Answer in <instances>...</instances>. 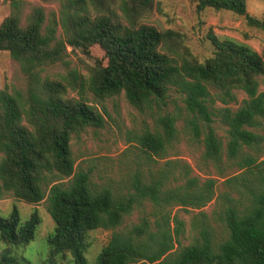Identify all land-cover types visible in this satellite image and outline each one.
Segmentation results:
<instances>
[{"label": "trees", "instance_id": "obj_1", "mask_svg": "<svg viewBox=\"0 0 264 264\" xmlns=\"http://www.w3.org/2000/svg\"><path fill=\"white\" fill-rule=\"evenodd\" d=\"M10 1L12 10L0 22V51L18 63L28 85L25 94L0 89V198L45 201L55 223L45 264L66 255L86 264L88 234L98 228L111 234L95 264H264V54L209 34L212 53L199 61L182 33L142 22L155 0H42L58 1V16L46 18L43 7L34 6L25 23L22 2ZM195 1L198 11L228 10L264 31V15L249 14L247 0ZM94 45L105 63L85 74L71 68L57 79H39L38 69L63 62L68 47L89 54ZM172 90L181 94L185 113L152 115V125L128 139L142 162L125 192L95 182L92 168L76 163L72 135L104 125L86 92L99 102L122 94L147 112L162 109ZM238 92L244 97L233 109ZM180 119L201 145L202 163L214 169L202 181L190 164L168 156ZM217 120L225 137L216 134ZM145 202L152 219L125 223ZM173 206L197 211L185 245L179 242L184 222L171 217ZM40 223L37 210L22 220L15 204L0 214V264H21L14 249L34 240Z\"/></svg>", "mask_w": 264, "mask_h": 264}, {"label": "rangeland", "instance_id": "obj_2", "mask_svg": "<svg viewBox=\"0 0 264 264\" xmlns=\"http://www.w3.org/2000/svg\"><path fill=\"white\" fill-rule=\"evenodd\" d=\"M21 22L25 23L27 16L34 6H41L44 9L46 18L52 13L58 16L60 3L58 1L45 2L42 0H20ZM156 5L152 12L142 22L153 25L158 29H173L184 36L186 46L190 52L199 60L203 61L212 53L211 42L208 35L212 34L219 39L229 38L244 43L264 54V31L250 26L242 16L228 10H213L205 8L196 10L195 0H155ZM246 9L249 14L261 18L264 15V0H247ZM12 10L10 0H0V22ZM47 20L45 21V23ZM57 33H60V29ZM98 61L105 63L106 59L103 50L94 45L89 54H84L80 49L67 48V55L63 62L43 66L38 69L39 79L45 77L57 79L59 75L66 74L71 68H76L81 74H85L88 66H93ZM28 79L20 70L7 51H0V89H16L25 94ZM75 95L74 92H70ZM89 100L94 104L104 117V125L101 128L88 127L79 134H73L70 145L76 158V163L83 168H92V178L95 182L108 183L115 192H125L130 175L138 167L137 163L142 162L139 149L129 146L128 139L133 133L140 132L144 126L152 125V115L157 113L179 112L185 113L181 94L172 90L162 109L154 107L152 111L140 112L132 107L122 94L113 96L104 101H95L90 93L86 92ZM238 103L230 104L236 108L244 97L238 92ZM221 105L219 102L216 106ZM216 134L225 137V126L218 120L213 124ZM178 129L177 140L173 143L168 152L170 159H181L192 167V175H197L202 181L207 176L214 174L211 166L204 165L200 158L201 145L196 141L192 133L183 129V121L180 119L176 125ZM264 159V155H263ZM209 174V175H208ZM221 189L220 182L216 191ZM19 209L22 220L28 218L33 210H37L41 223L39 224L34 240L27 244L20 245L14 249L13 257L21 264H45L47 260L48 245L46 237L54 228V221L47 212L45 201L34 205L15 199L10 194L0 198V214L6 216L13 205ZM213 201L208 203L203 211L210 213L213 208ZM152 206L145 202L143 207L135 209L127 217L125 223H136L146 215L152 219L150 211ZM196 210L185 211L173 206L170 214L183 220V234L179 236V242L185 245L192 241L190 221ZM171 226L173 222L171 220ZM111 231L102 228L95 229L88 234L89 247L85 254L86 264H95V258L100 249L106 245L110 238ZM177 245H175L176 248ZM57 264H73L70 256L59 257Z\"/></svg>", "mask_w": 264, "mask_h": 264}]
</instances>
